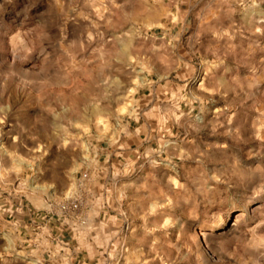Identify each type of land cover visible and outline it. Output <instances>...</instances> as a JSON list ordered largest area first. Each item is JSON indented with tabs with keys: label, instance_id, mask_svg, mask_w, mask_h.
Wrapping results in <instances>:
<instances>
[{
	"label": "rangeland",
	"instance_id": "obj_1",
	"mask_svg": "<svg viewBox=\"0 0 264 264\" xmlns=\"http://www.w3.org/2000/svg\"><path fill=\"white\" fill-rule=\"evenodd\" d=\"M0 264H264V0H0Z\"/></svg>",
	"mask_w": 264,
	"mask_h": 264
},
{
	"label": "built area",
	"instance_id": "obj_2",
	"mask_svg": "<svg viewBox=\"0 0 264 264\" xmlns=\"http://www.w3.org/2000/svg\"><path fill=\"white\" fill-rule=\"evenodd\" d=\"M88 176V173L85 172L82 177V183L84 182L85 178ZM83 198L81 197H72L70 196L68 199L63 201L60 204V208L63 212L67 214H74V216L79 217V211L83 205Z\"/></svg>",
	"mask_w": 264,
	"mask_h": 264
},
{
	"label": "crops",
	"instance_id": "obj_3",
	"mask_svg": "<svg viewBox=\"0 0 264 264\" xmlns=\"http://www.w3.org/2000/svg\"><path fill=\"white\" fill-rule=\"evenodd\" d=\"M65 232H66V230H65ZM62 235L65 236V237H68L69 236V234L66 236V235H64V233H62Z\"/></svg>",
	"mask_w": 264,
	"mask_h": 264
}]
</instances>
